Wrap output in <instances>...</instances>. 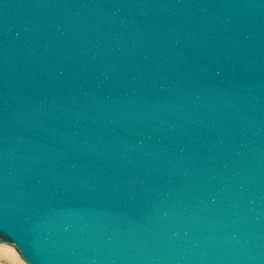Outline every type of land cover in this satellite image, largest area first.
Returning <instances> with one entry per match:
<instances>
[{
    "label": "water",
    "instance_id": "obj_1",
    "mask_svg": "<svg viewBox=\"0 0 264 264\" xmlns=\"http://www.w3.org/2000/svg\"><path fill=\"white\" fill-rule=\"evenodd\" d=\"M0 242L264 264V0H0Z\"/></svg>",
    "mask_w": 264,
    "mask_h": 264
},
{
    "label": "rangeland",
    "instance_id": "obj_2",
    "mask_svg": "<svg viewBox=\"0 0 264 264\" xmlns=\"http://www.w3.org/2000/svg\"><path fill=\"white\" fill-rule=\"evenodd\" d=\"M0 264H29L18 253L17 249L7 243L0 242Z\"/></svg>",
    "mask_w": 264,
    "mask_h": 264
}]
</instances>
